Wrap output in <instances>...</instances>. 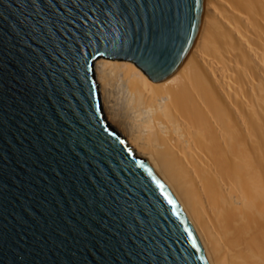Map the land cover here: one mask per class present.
Segmentation results:
<instances>
[{
	"label": "water",
	"instance_id": "water-1",
	"mask_svg": "<svg viewBox=\"0 0 264 264\" xmlns=\"http://www.w3.org/2000/svg\"><path fill=\"white\" fill-rule=\"evenodd\" d=\"M93 3L104 0H0V264H210L170 190L106 121L94 71L107 58L169 78L205 0Z\"/></svg>",
	"mask_w": 264,
	"mask_h": 264
},
{
	"label": "bare ground",
	"instance_id": "bare-ground-1",
	"mask_svg": "<svg viewBox=\"0 0 264 264\" xmlns=\"http://www.w3.org/2000/svg\"><path fill=\"white\" fill-rule=\"evenodd\" d=\"M103 114L179 203L210 264H264V0H205L182 66L94 64Z\"/></svg>",
	"mask_w": 264,
	"mask_h": 264
},
{
	"label": "snow or ice",
	"instance_id": "snow-or-ice-1",
	"mask_svg": "<svg viewBox=\"0 0 264 264\" xmlns=\"http://www.w3.org/2000/svg\"><path fill=\"white\" fill-rule=\"evenodd\" d=\"M111 7L112 8H116V9H123L124 8L123 0H111ZM103 8H109L108 0H104V4L103 5H101L99 3H93L92 7L89 8L88 11L91 12L93 10H96L97 12H99ZM125 18L126 17H121V19L118 21L122 26H123V21H124ZM128 19H130V18H128ZM85 70L87 71V65H85ZM141 253L144 254L143 251H141Z\"/></svg>",
	"mask_w": 264,
	"mask_h": 264
}]
</instances>
